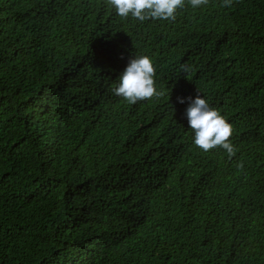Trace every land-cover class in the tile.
<instances>
[{
	"label": "trees",
	"instance_id": "trees-1",
	"mask_svg": "<svg viewBox=\"0 0 264 264\" xmlns=\"http://www.w3.org/2000/svg\"><path fill=\"white\" fill-rule=\"evenodd\" d=\"M145 55L165 95L130 104ZM198 92L231 157L195 145ZM0 264H264V0H0Z\"/></svg>",
	"mask_w": 264,
	"mask_h": 264
},
{
	"label": "clouds",
	"instance_id": "clouds-1",
	"mask_svg": "<svg viewBox=\"0 0 264 264\" xmlns=\"http://www.w3.org/2000/svg\"><path fill=\"white\" fill-rule=\"evenodd\" d=\"M193 8L208 3V0H188ZM121 19L130 16L143 22L147 19L175 20L177 9L185 7V0H108ZM232 0H224L225 6H231ZM181 71L188 74L190 68L182 64ZM156 68L148 56H136L131 59L124 72L119 77L118 86L112 89L114 95L124 98L128 103L160 98L164 91L158 90L154 77ZM200 92V90H199ZM198 92L195 99L188 97L190 102L186 109L189 128L195 133L194 143L207 152L216 147H222L229 156L234 155V146L230 142L233 135L232 125L219 111L211 107L208 101ZM180 103L184 97L177 98Z\"/></svg>",
	"mask_w": 264,
	"mask_h": 264
}]
</instances>
